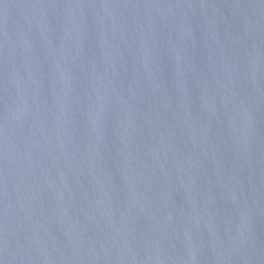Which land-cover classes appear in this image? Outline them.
I'll list each match as a JSON object with an SVG mask.
<instances>
[{"label": "water", "instance_id": "95a60500", "mask_svg": "<svg viewBox=\"0 0 264 264\" xmlns=\"http://www.w3.org/2000/svg\"><path fill=\"white\" fill-rule=\"evenodd\" d=\"M0 264H264V0H0Z\"/></svg>", "mask_w": 264, "mask_h": 264}]
</instances>
